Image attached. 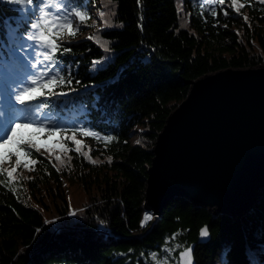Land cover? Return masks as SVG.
<instances>
[{"label":"trees","instance_id":"obj_1","mask_svg":"<svg viewBox=\"0 0 264 264\" xmlns=\"http://www.w3.org/2000/svg\"><path fill=\"white\" fill-rule=\"evenodd\" d=\"M105 1L109 17L101 20L107 23L92 31L102 0L86 5L77 0L91 18L65 45L72 52L61 57L65 71L71 69L75 77L76 91L47 101L46 111L59 114L69 128L75 124L114 139L78 132L77 153L71 141H62L69 149L62 151L60 138L42 135L39 143L48 139L54 150L31 149L29 159L38 163L28 169L21 165L11 182L0 173V264H152L150 252L170 245L177 256L196 243L202 225L210 238L195 245L197 264H264V187L242 215L214 216L176 196L141 227L150 148L167 114L185 97L186 80L264 61V0H237L244 5L239 12L225 0L224 6L216 5L215 18L207 11L201 16L200 0L195 8L192 0ZM34 19L30 10L0 0L1 79V71L17 68L11 50L20 49L10 33L26 36ZM54 35L58 41L67 38ZM30 108L29 119L43 118L35 104ZM19 111L24 118L25 110ZM14 163L15 156L2 167ZM66 184L82 191L79 206L71 205Z\"/></svg>","mask_w":264,"mask_h":264},{"label":"water","instance_id":"obj_2","mask_svg":"<svg viewBox=\"0 0 264 264\" xmlns=\"http://www.w3.org/2000/svg\"><path fill=\"white\" fill-rule=\"evenodd\" d=\"M188 90L167 114L150 148L143 208L155 218L183 196L216 216L244 214L264 187V61L223 68L185 81ZM196 243L177 252L197 264ZM209 233V231H208ZM190 249L183 260L180 252Z\"/></svg>","mask_w":264,"mask_h":264},{"label":"snow or ice","instance_id":"obj_3","mask_svg":"<svg viewBox=\"0 0 264 264\" xmlns=\"http://www.w3.org/2000/svg\"><path fill=\"white\" fill-rule=\"evenodd\" d=\"M9 2L29 8L31 15L35 17L34 21L28 25L30 31L26 36L21 37L14 32L10 33L19 49L24 52L21 55L15 49L11 50L17 65L16 79L12 80V83L23 86L10 91L4 85V100L14 101V104L9 103L11 111L7 115L15 119H9L7 123L0 124V173L6 172L11 182L13 173L21 165L28 169L30 165L38 163L36 159H29L32 156L31 149H35L36 153L40 152L42 146L48 151L54 150L49 149L46 142L43 145L39 143L42 135L48 138H60L62 151H69L62 141H71L77 153L81 150V141L75 138L78 132L83 137H94L104 141H112L114 137L75 124L69 128L63 124L59 114H49L46 111L49 108L47 101L69 96L71 92L76 91V88L72 87L75 77L71 69L65 71V61L61 57L72 52V49L65 45L71 43L81 26L91 18L87 7L78 4L77 0H9ZM87 2L88 0H84L85 5ZM196 2L197 0H192L193 8L196 7ZM33 5L34 9L31 8ZM216 5L224 6L225 0H200L201 16L207 11L215 18ZM243 6L238 4L237 0H231L229 5L236 12H239ZM220 10L225 17L229 15L223 7ZM101 15L103 16V13ZM245 20H247L246 17ZM56 33L66 34L67 38L58 41L54 35ZM95 67L96 64H93V68ZM76 84L79 85L80 81L76 80ZM64 86H67L69 91H54ZM33 104H35L37 115H42V119L33 121L28 118L27 113L31 111L30 106ZM16 105L19 107L17 108ZM20 109L25 110L24 118H20ZM68 132L72 134L67 135ZM6 146L10 147L6 148ZM84 155L87 157L88 153ZM13 156H15L14 166L10 169L3 168L5 162H11ZM56 159L60 160V157L57 156ZM152 218L146 213L141 221V227ZM208 234L207 229H202L199 235L205 238ZM190 251V249L181 251L180 259L183 260Z\"/></svg>","mask_w":264,"mask_h":264},{"label":"rangeland","instance_id":"obj_4","mask_svg":"<svg viewBox=\"0 0 264 264\" xmlns=\"http://www.w3.org/2000/svg\"><path fill=\"white\" fill-rule=\"evenodd\" d=\"M4 1L6 3H8L9 5H12L13 7L17 8L18 10H24V11H28L30 10L29 8H25L22 5L18 4V3H13V2H9V0H1ZM179 2H183V0H179ZM102 9L101 11H99L98 16L96 18V20H94L91 25L89 26V29L94 31V29L96 28L97 25H103L107 22L102 21L101 19L108 18L109 16H107L108 14V8H107V2L105 0H102ZM32 9H34V5L31 6ZM101 13H103V16L101 15ZM97 19L99 20V24H97ZM88 29V28H87ZM31 51V50H28ZM18 53H20L21 55L24 54V52H22L21 50H18ZM7 69H10V67H7ZM13 70H8V72H4L1 71V76H3V78L5 79V81L7 83L10 84L11 86V91H14L15 88L17 87H22V84H13L12 80L16 79L15 76H13ZM4 85L5 83L1 80L0 78V124H4L5 123V119L4 117H2V113H5L6 111V106L9 105V103L14 104V101H7L6 99L4 100ZM11 111V109L9 110V112ZM43 143H47L48 139H44L42 140ZM66 190H67V195L69 196L68 199L71 201V205L73 207L75 206H79L80 203H82L84 201V196L82 191L76 186V185H68L66 184ZM258 199V198H257ZM49 221H53L52 218L48 217L47 218ZM52 224H54V222H51ZM173 248H171L170 245H165L161 248L160 252H150L149 253V259L151 261L152 264H178V260H177V256H175L173 258Z\"/></svg>","mask_w":264,"mask_h":264}]
</instances>
